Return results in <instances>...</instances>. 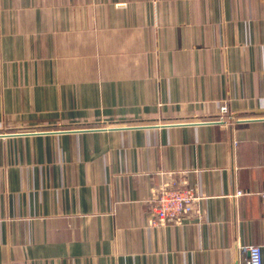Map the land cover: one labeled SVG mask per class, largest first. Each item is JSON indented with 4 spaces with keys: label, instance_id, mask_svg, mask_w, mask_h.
<instances>
[{
    "label": "crops",
    "instance_id": "crops-1",
    "mask_svg": "<svg viewBox=\"0 0 264 264\" xmlns=\"http://www.w3.org/2000/svg\"><path fill=\"white\" fill-rule=\"evenodd\" d=\"M170 181L201 217L152 226ZM239 243L264 259V0H0V264H243Z\"/></svg>",
    "mask_w": 264,
    "mask_h": 264
},
{
    "label": "built area",
    "instance_id": "built-area-1",
    "mask_svg": "<svg viewBox=\"0 0 264 264\" xmlns=\"http://www.w3.org/2000/svg\"><path fill=\"white\" fill-rule=\"evenodd\" d=\"M220 123H227L226 116H231L227 103L217 109ZM232 118V117H231ZM239 191L237 194H242ZM196 187L176 181L165 182L152 188L150 199V224L160 227L167 224H179L191 215L201 217L199 202L202 199ZM239 249L245 253L243 264H264L263 246L258 243H239Z\"/></svg>",
    "mask_w": 264,
    "mask_h": 264
}]
</instances>
